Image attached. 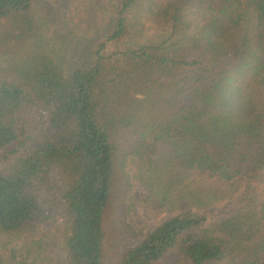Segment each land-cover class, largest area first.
Returning a JSON list of instances; mask_svg holds the SVG:
<instances>
[{
  "label": "trees",
  "instance_id": "obj_1",
  "mask_svg": "<svg viewBox=\"0 0 264 264\" xmlns=\"http://www.w3.org/2000/svg\"><path fill=\"white\" fill-rule=\"evenodd\" d=\"M39 1L0 0V234L64 217L60 264H264V196L202 212L220 200L202 180L264 190V0H120L76 67ZM132 11L157 42L133 39ZM132 158L151 174L141 205L174 214L147 233L120 220ZM52 263L39 241L0 249V264Z\"/></svg>",
  "mask_w": 264,
  "mask_h": 264
},
{
  "label": "rangeland",
  "instance_id": "obj_2",
  "mask_svg": "<svg viewBox=\"0 0 264 264\" xmlns=\"http://www.w3.org/2000/svg\"><path fill=\"white\" fill-rule=\"evenodd\" d=\"M120 0H40L38 12L50 25L59 31H67L68 40L57 42L58 51L63 62L70 63L73 67L84 62L89 57V49L96 39L98 29L108 25ZM92 17L98 19H92ZM94 23L91 24L92 20ZM136 12L129 13V21L133 31V39L138 43H153L158 41V35L141 34V25ZM93 28V26H95ZM51 28V27H50ZM52 29V28H51ZM53 30V29H52ZM59 37L57 31H52ZM7 64V60L0 58V65ZM32 131V127H31ZM25 138L23 145L30 144L32 132ZM166 146L163 147V149ZM158 158V157H157ZM162 158H165L164 156ZM2 168V167H0ZM151 174L146 173L145 165L139 158H132L126 165V176L130 182L129 189L121 195L118 205L124 210L120 217L123 230L130 234L147 233L154 230L164 220L174 214L152 215L140 201L146 196L145 182ZM204 185L212 188L220 200L202 212L209 220H225L233 213L251 207H257L263 200L264 190L255 181L241 178L230 183L220 184L209 179L202 180ZM226 192L233 193L231 197H221ZM67 218L59 217L55 221H48L34 231L25 232L20 237L14 238L0 234V249L8 243L39 241L45 245V255L52 264H60L59 260L64 255V237L68 232ZM167 260L170 264H182V257L178 251H171Z\"/></svg>",
  "mask_w": 264,
  "mask_h": 264
}]
</instances>
